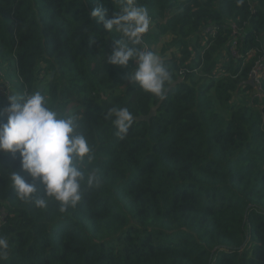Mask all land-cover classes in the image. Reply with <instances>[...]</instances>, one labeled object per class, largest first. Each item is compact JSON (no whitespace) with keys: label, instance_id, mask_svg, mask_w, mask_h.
I'll list each match as a JSON object with an SVG mask.
<instances>
[{"label":"trees","instance_id":"1","mask_svg":"<svg viewBox=\"0 0 264 264\" xmlns=\"http://www.w3.org/2000/svg\"><path fill=\"white\" fill-rule=\"evenodd\" d=\"M126 2L0 0V71L14 93L41 91L80 116L86 169L102 180L76 208H37L8 180L32 182L19 153L0 151L2 264H264V105L248 82L264 57V0H134L150 16L143 41L170 36L177 50L162 100L128 83L134 60L107 62L120 34L90 13ZM112 107L134 117L124 139Z\"/></svg>","mask_w":264,"mask_h":264},{"label":"clouds","instance_id":"2","mask_svg":"<svg viewBox=\"0 0 264 264\" xmlns=\"http://www.w3.org/2000/svg\"><path fill=\"white\" fill-rule=\"evenodd\" d=\"M90 15L108 32L120 34L107 62L126 67L130 59L134 60L137 67L126 79L145 93L164 99L173 75L160 55L142 46L150 27L148 10L127 0L110 18L102 5ZM7 98L9 105L0 110L7 116V122L0 123V151L19 153L22 170L32 178L30 183L15 171L8 173L17 198L41 209L55 202L61 213L76 208L85 187L93 189L102 183L97 171L86 169L94 156L87 135L80 130V116L56 110L41 91L8 94ZM106 118L120 139L128 135L134 123L127 108L112 107ZM37 182L43 184L44 196L37 195ZM8 248L7 239L0 236V264L7 258Z\"/></svg>","mask_w":264,"mask_h":264},{"label":"built area","instance_id":"3","mask_svg":"<svg viewBox=\"0 0 264 264\" xmlns=\"http://www.w3.org/2000/svg\"><path fill=\"white\" fill-rule=\"evenodd\" d=\"M239 34L237 33V38ZM237 42H235L232 47V52L235 56H238ZM264 78V57L259 58V60L253 66L250 72V80L254 81V91L252 97L254 99H259L264 105V88L262 86V80ZM13 88L10 81L3 76V72L0 71V98H7L8 94H12ZM0 123H5L1 114H0ZM8 213V203L0 202V228L5 222Z\"/></svg>","mask_w":264,"mask_h":264},{"label":"rangeland","instance_id":"4","mask_svg":"<svg viewBox=\"0 0 264 264\" xmlns=\"http://www.w3.org/2000/svg\"><path fill=\"white\" fill-rule=\"evenodd\" d=\"M148 32V31H147ZM238 40V39H237ZM236 40V42H237ZM170 36H164L161 39L157 40L155 37H150L148 41H143L142 46L148 50L155 52L160 55L164 60L170 56V50L177 51L176 47L171 45ZM137 65L133 68L132 72L135 71ZM3 72V76H5ZM6 77V76H5ZM128 83L131 84L128 80ZM14 93V90L12 94Z\"/></svg>","mask_w":264,"mask_h":264},{"label":"water","instance_id":"5","mask_svg":"<svg viewBox=\"0 0 264 264\" xmlns=\"http://www.w3.org/2000/svg\"><path fill=\"white\" fill-rule=\"evenodd\" d=\"M248 82H249L250 84H252L253 86L255 85L253 80H250V81H248ZM246 242H247V241H246ZM246 242H244V244H243L242 247H244V245L246 244Z\"/></svg>","mask_w":264,"mask_h":264}]
</instances>
